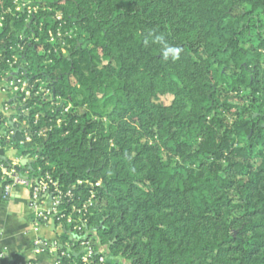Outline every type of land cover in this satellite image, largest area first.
I'll return each mask as SVG.
<instances>
[{
  "label": "trees",
  "instance_id": "16d2710c",
  "mask_svg": "<svg viewBox=\"0 0 264 264\" xmlns=\"http://www.w3.org/2000/svg\"><path fill=\"white\" fill-rule=\"evenodd\" d=\"M57 14L74 38L49 64ZM0 15V75L21 45L71 104L69 128L22 153L93 185L78 188L112 264H264V0H0Z\"/></svg>",
  "mask_w": 264,
  "mask_h": 264
},
{
  "label": "built area",
  "instance_id": "2783aa9c",
  "mask_svg": "<svg viewBox=\"0 0 264 264\" xmlns=\"http://www.w3.org/2000/svg\"><path fill=\"white\" fill-rule=\"evenodd\" d=\"M23 8L26 5L18 4L17 11ZM38 9L37 6H29L27 13L31 15ZM54 22L56 27L47 29L50 50L46 60L49 64L55 58L68 54L71 49L69 42L74 38L73 31L65 28L61 14L56 15ZM4 23L5 15H0V29ZM19 39L22 40V36ZM17 49L18 54L6 59L9 71H5L4 76L0 75L1 92L7 96V100L0 104V184L4 200H8L17 189L30 191L33 223L28 231L32 256L24 263L12 264H63L72 255L78 264H112L114 258L109 248L100 244L96 233L88 225L91 210L96 205L93 185L78 181L76 185L66 188L40 166L34 170L33 165L40 160L38 155L22 153L24 147L33 143L34 137L46 140L57 130H67L71 104L65 105L61 97L54 95L50 84L27 73L26 65L20 61L24 48L19 45ZM33 101L36 103L31 105ZM47 103L51 105L52 114L48 124L39 126V113L35 115L34 131L25 123L21 124V117H28L36 106L42 108ZM17 132L20 134L19 140ZM24 161H27L26 165H23ZM84 185L92 188L86 198L78 188ZM50 222L55 235L52 240L41 235L43 227L50 225ZM4 255L5 250L0 245V261L5 258Z\"/></svg>",
  "mask_w": 264,
  "mask_h": 264
},
{
  "label": "crops",
  "instance_id": "0c3cea01",
  "mask_svg": "<svg viewBox=\"0 0 264 264\" xmlns=\"http://www.w3.org/2000/svg\"><path fill=\"white\" fill-rule=\"evenodd\" d=\"M2 85L0 84V104L7 100V96L1 92ZM28 192L24 188L17 189L14 194L8 199H3L2 186L0 184V245L5 250V258L0 261V264H12L13 262L24 263L26 259L32 256L31 237L28 231L32 228L33 215L30 209ZM11 213H13L14 218ZM13 221L15 229L19 231L20 236L25 240L22 244H11L8 242L7 225ZM52 226L43 227L41 231L42 237L54 239Z\"/></svg>",
  "mask_w": 264,
  "mask_h": 264
},
{
  "label": "rangeland",
  "instance_id": "374dc122",
  "mask_svg": "<svg viewBox=\"0 0 264 264\" xmlns=\"http://www.w3.org/2000/svg\"><path fill=\"white\" fill-rule=\"evenodd\" d=\"M26 191L28 193L30 192L28 189ZM28 196H29V194H28ZM11 215L14 218V216H13L14 214L11 213ZM14 220L11 219L10 224L7 225V227H6V230L8 229V232L7 233L10 234V236L8 235V238L7 239H8V242L11 243V244H13V245L14 244H22V243L25 242V240H24V238L22 236H20L19 231L17 229L13 228L14 227V223H13ZM51 225H52V223L50 222V226Z\"/></svg>",
  "mask_w": 264,
  "mask_h": 264
},
{
  "label": "water",
  "instance_id": "95a60500",
  "mask_svg": "<svg viewBox=\"0 0 264 264\" xmlns=\"http://www.w3.org/2000/svg\"><path fill=\"white\" fill-rule=\"evenodd\" d=\"M27 164V161H24L23 162V165H26ZM112 260H109V262H111Z\"/></svg>",
  "mask_w": 264,
  "mask_h": 264
}]
</instances>
